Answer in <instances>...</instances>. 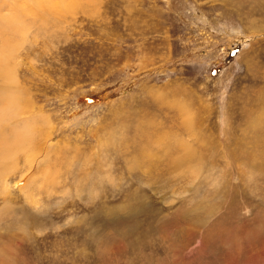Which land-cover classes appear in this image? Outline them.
<instances>
[{
	"label": "rangeland",
	"instance_id": "1",
	"mask_svg": "<svg viewBox=\"0 0 264 264\" xmlns=\"http://www.w3.org/2000/svg\"><path fill=\"white\" fill-rule=\"evenodd\" d=\"M0 264H264V0H0Z\"/></svg>",
	"mask_w": 264,
	"mask_h": 264
}]
</instances>
